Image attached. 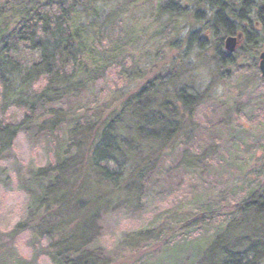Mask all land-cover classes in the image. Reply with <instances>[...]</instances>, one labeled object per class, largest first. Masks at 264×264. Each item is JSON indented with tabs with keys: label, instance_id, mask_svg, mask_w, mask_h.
<instances>
[{
	"label": "rangeland",
	"instance_id": "374dc122",
	"mask_svg": "<svg viewBox=\"0 0 264 264\" xmlns=\"http://www.w3.org/2000/svg\"><path fill=\"white\" fill-rule=\"evenodd\" d=\"M171 1L184 13L175 16L168 10ZM195 1H82L91 12L92 31L101 39L97 48L114 54L115 60L93 89L60 106L68 112L89 105L84 110L88 119L107 114L149 82L164 81L158 98L167 100L178 123L171 139L144 144L139 150L151 167L140 193L125 195L126 183L117 191L101 188V196L117 202L101 215L93 244L101 264H221L230 255L223 249L242 253L246 247L264 245V215L242 214L252 190L257 189L264 201V79L258 69L264 39L255 49V60L245 59V24L234 19L230 34L213 37L212 13ZM226 1L235 11L240 9L237 2ZM250 18L257 27L255 15ZM104 20L107 25L99 27ZM193 33L198 41L188 42ZM228 36L237 38L232 53L224 48ZM217 51L234 57L236 63L221 66ZM181 86L191 88L200 100L192 111L173 97ZM92 97L98 101L95 106ZM24 115L22 109L4 107L0 95V125L18 123ZM129 122L124 119L122 126L127 139ZM37 123L18 133L0 161L7 178L0 182V264H10L16 255L32 264H53L44 251L48 241L30 231L11 235L27 219L29 196L21 188L23 178L53 160L60 139ZM74 137L70 144L81 145L82 154L88 152L90 134ZM258 258L264 264V253Z\"/></svg>",
	"mask_w": 264,
	"mask_h": 264
},
{
	"label": "trees",
	"instance_id": "16d2710c",
	"mask_svg": "<svg viewBox=\"0 0 264 264\" xmlns=\"http://www.w3.org/2000/svg\"><path fill=\"white\" fill-rule=\"evenodd\" d=\"M82 1L0 0L1 100L4 107L25 112L20 122L0 125V161L11 150L18 133L33 121H39L36 125L48 135L60 138L53 148V160L23 178L21 188L29 196L27 219L17 224L11 235L30 231L38 240L48 241L44 251L53 264H101L93 244L101 215L117 203L101 196V188L117 191L126 183L125 195L140 193L151 167L139 150L144 144L168 141L178 126L177 114L166 99L158 98L163 95L164 81L149 82L107 114H93L88 119L84 110L89 105L68 112L60 106L93 89L115 60L114 54L97 48L102 45L101 39L98 32L93 33L88 22L91 12ZM232 1L239 4V10L226 0H196L195 4L212 13L209 29L213 37L220 32L230 34L234 19L244 23L243 53L253 62L255 49L264 39V0ZM168 10L175 16L184 13L172 1ZM251 15H255L257 27ZM102 23L99 27L108 22ZM187 41H198L197 34H190ZM216 58L221 66L236 63L234 57L219 51ZM39 82L42 84L38 86ZM173 97L189 111L200 101L185 86L175 88ZM95 98L90 100L93 106L98 104ZM124 119L130 121L128 139L122 135ZM84 132L90 134L91 143L88 152L82 154L81 145L70 144V138ZM0 172V182H5L1 167ZM259 199L257 189L249 192L242 214L264 215V201ZM222 251L230 255L221 264H259L264 245L246 247L242 253L231 248ZM32 263L17 255L10 258V264Z\"/></svg>",
	"mask_w": 264,
	"mask_h": 264
},
{
	"label": "water",
	"instance_id": "95a60500",
	"mask_svg": "<svg viewBox=\"0 0 264 264\" xmlns=\"http://www.w3.org/2000/svg\"><path fill=\"white\" fill-rule=\"evenodd\" d=\"M237 38L234 36H228L224 40V48L228 53H232L235 50ZM258 69L261 77L264 79V52L258 55Z\"/></svg>",
	"mask_w": 264,
	"mask_h": 264
}]
</instances>
